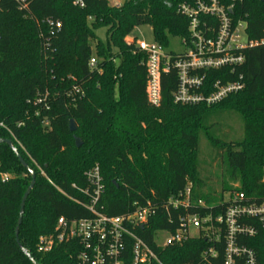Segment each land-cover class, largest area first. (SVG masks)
<instances>
[{"label": "trees", "instance_id": "1", "mask_svg": "<svg viewBox=\"0 0 264 264\" xmlns=\"http://www.w3.org/2000/svg\"><path fill=\"white\" fill-rule=\"evenodd\" d=\"M26 2L21 8L17 0H0V123L13 134L0 126V138L10 139L35 172L18 239L38 264H74L71 256L77 247L63 243L43 253L38 251V238L52 233L60 216H87L62 192L82 199L71 184L84 182L83 172L94 164L103 176L101 204L108 215L131 212L147 200L158 206L147 229L139 230L150 245L153 230L175 227L161 215V205L187 184L189 212L223 210L224 192L264 201V43L243 50L244 61L234 73H210V80L222 77V72L229 80L242 75L244 87L238 92L212 105L175 103L177 80L170 72L162 75L161 100L153 106L145 93V55L125 37L140 25H149L163 47L171 37H186L188 18L177 7L194 0H124L118 6L85 0L83 8L72 0ZM218 2L232 5L233 16L246 22L250 39H264V0ZM46 20L59 21L61 28H51ZM102 27L104 42L95 32ZM92 56L97 59L94 69L88 67ZM214 106L221 109L209 110ZM230 109L241 114L242 137L228 142L205 121ZM200 131L222 151L227 175L237 177L239 187L224 181L219 193L203 191L197 169ZM0 172L10 175L0 180V264H33L15 238L21 198L31 176L4 143ZM244 223L252 224L257 234L237 238L235 246L252 250L256 264H264V229L250 220ZM212 245L217 257L203 261V251ZM156 250L165 264H224L226 242L223 236L215 244L198 237ZM234 260L246 264L243 255Z\"/></svg>", "mask_w": 264, "mask_h": 264}, {"label": "built area", "instance_id": "2", "mask_svg": "<svg viewBox=\"0 0 264 264\" xmlns=\"http://www.w3.org/2000/svg\"><path fill=\"white\" fill-rule=\"evenodd\" d=\"M17 1L21 8L27 6L26 0ZM72 5L83 8L85 0H72ZM115 5L120 3L116 2ZM231 10L232 5L225 7L218 0H194L193 4H180L177 12L188 18L187 36L179 37L184 45L181 53L168 51L157 42L147 44L135 37L126 39V42L136 47V51L145 55V93L151 105H159L161 77L170 72L175 74L177 80L173 92L175 103L212 105L244 87L242 75L229 80L224 78L226 72H222V77L209 79L211 72L234 73L235 68L244 61L242 51L264 43V39H250L246 22L235 18ZM46 23L51 28H61L59 21L53 23L46 20ZM96 62V57L92 56L88 67L94 69ZM0 126L13 136L3 123ZM9 178L8 173L0 172L1 181ZM83 178L81 184H71V188L82 199L61 192L82 206L87 216L71 220L58 217L54 231L38 238V251L50 252L55 246L66 243L78 248L75 255L71 256L74 264H125L127 260L131 264H165L156 249L164 250L198 237H205L215 244L223 236L226 242L224 264H234V256L240 255L245 256L246 264H256L254 252L235 246V242L243 235L254 237L257 234V229L244 221L250 220L264 229V201L257 202L242 192L234 191L229 192L228 198L223 200L225 208L221 211L211 208L204 213L189 212L191 187L187 184L161 205V215L175 227L153 230V245H150L139 234V230L147 229L149 219L157 215L158 206L147 200L143 205H136L131 212L108 215L101 204L104 184L100 166L94 164L85 170ZM200 205L205 206L203 202ZM209 257H217L213 245L202 253L203 261Z\"/></svg>", "mask_w": 264, "mask_h": 264}, {"label": "rangeland", "instance_id": "3", "mask_svg": "<svg viewBox=\"0 0 264 264\" xmlns=\"http://www.w3.org/2000/svg\"><path fill=\"white\" fill-rule=\"evenodd\" d=\"M112 6L116 2L120 4L124 0H107ZM117 6V5H116ZM97 36L104 42L106 28L102 27L97 29ZM135 37L137 40H143L147 44L155 43L152 29L149 25H140L135 27L125 40ZM168 51L181 53L184 50V45L179 37L169 38ZM221 109V107H212L209 110ZM210 130L220 139L225 141L240 140L242 137V117L241 114L232 109L219 111L215 116H211L205 121ZM197 162H198V175L202 182L205 184L203 191L212 193L215 190L219 193L222 189V182L226 181L232 187H239L237 177L232 179L227 175V167L224 161L222 151L215 148L206 138L204 132L200 131L197 148ZM228 198V192L223 193V200Z\"/></svg>", "mask_w": 264, "mask_h": 264}, {"label": "water", "instance_id": "4", "mask_svg": "<svg viewBox=\"0 0 264 264\" xmlns=\"http://www.w3.org/2000/svg\"><path fill=\"white\" fill-rule=\"evenodd\" d=\"M76 129V125L74 120H70L69 122V130L71 132H73ZM0 143H4L7 144L12 151L15 153L17 159L19 160L20 164L28 171V173L31 176V180L29 183V186L27 187L26 191L24 192L22 198H21V202H20V208H19V215H18V219H17V224L15 227V238H16V242L20 248V250L30 259V261L33 264H38L34 258L30 255V253L23 247V245L19 242L18 239V232H19V226L22 222V216H23V210H24V205H25V201L27 199L28 194L30 193L31 189L34 186L35 183V172L33 171V169L24 161V159L21 157V155L18 153L16 147L13 145L12 141L10 139L7 138H0ZM75 144L77 147H80L81 145V140L77 137H75Z\"/></svg>", "mask_w": 264, "mask_h": 264}]
</instances>
